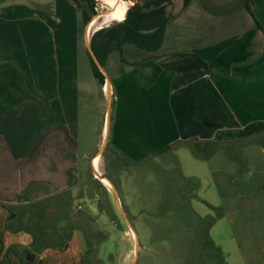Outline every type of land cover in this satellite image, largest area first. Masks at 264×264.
<instances>
[{"label": "crops", "instance_id": "obj_1", "mask_svg": "<svg viewBox=\"0 0 264 264\" xmlns=\"http://www.w3.org/2000/svg\"><path fill=\"white\" fill-rule=\"evenodd\" d=\"M23 1L0 3V264H88L84 230L72 225L67 214L45 220L59 195L81 185L79 161L88 156L81 155L79 111L87 85L80 82L78 65L58 57L52 28ZM247 3L240 9L242 20L236 22L227 16L234 8L205 7L200 0L185 7L183 0H173L160 49L147 52L145 59L125 58L120 72L111 76L116 98L104 117L103 140L112 137L133 158L175 147V154L188 161L190 145L200 149L264 135L217 139L221 132L242 131L264 121V0ZM16 11L21 12L19 20L12 17ZM19 22L21 28L29 24L28 35L16 26L15 35H22L25 44L48 42L53 48L54 54L45 53L43 68L40 63L29 66L32 57L3 49L10 44V25ZM260 148L264 155V146ZM196 155V161L204 159ZM99 171L103 175L100 163ZM213 174L216 179L226 174V183L239 184L232 191L245 213L257 207L256 236L264 239V169L249 168L234 180L223 171ZM216 179L215 188L222 191ZM260 250L264 255V245Z\"/></svg>", "mask_w": 264, "mask_h": 264}, {"label": "rangeland", "instance_id": "obj_2", "mask_svg": "<svg viewBox=\"0 0 264 264\" xmlns=\"http://www.w3.org/2000/svg\"><path fill=\"white\" fill-rule=\"evenodd\" d=\"M18 1L0 0V3L8 5ZM69 1L22 2L24 7L35 9L38 19L45 22L48 29L52 28L50 36L58 39V57L74 67L78 65L80 82L87 85V89L81 92L79 111L81 155L85 153L88 156L79 161L78 180L81 185L75 192L59 195L52 211L50 208L47 210L45 220L67 214L72 225L84 230L88 264H244L243 259L245 264H262L264 255L260 249L264 239L256 236L259 231L257 207L253 211L249 208L245 213V206L238 203V193L232 191L239 184L226 183V174H218L216 179L213 171H223L234 180L245 176V170L249 168L264 169V155L260 148L264 146V135L248 142L241 139L200 149L197 145H190L188 161L181 154H175V147L157 156L133 158L124 154L112 137L103 140L104 117L111 112L116 98V94L111 92V76L120 72L124 66L121 61L125 58L145 59L147 51L126 44L122 54L115 51L110 55L106 67H103L110 87L107 93V84L102 86L94 77L88 57L92 37L88 43L87 25L83 21L84 12H89L88 6L83 3L81 7L73 8ZM200 1L205 7L215 4L219 9L234 8V13L228 12L227 16L236 22L242 20L241 6L248 7L247 0ZM96 12H103L109 18L115 13L112 8L98 2ZM20 15L21 12L16 11L12 17L19 20ZM248 20L245 10V24ZM1 23L3 21L0 20ZM16 26L29 34V24L21 28L20 22L13 23L8 30L11 34L6 35L10 36V44H5L3 49L32 57V60L28 59V65L35 67L40 63L43 68L47 62L45 59H48L45 53L51 51L54 54L53 48L48 46V42L46 45L25 44L22 35H15L19 31ZM97 87L96 93H92ZM97 152L101 155H97L96 168L99 170L100 163L102 176H108L113 186L104 185L94 177L91 159ZM196 154L204 159L196 161ZM196 164L199 168L194 166ZM201 165H205L207 170ZM215 179L223 185L222 191L216 190ZM222 198L227 206L220 200ZM229 204L235 206L228 207ZM62 208L66 212H57ZM212 218L215 222L209 224ZM247 218L249 222H246ZM246 230L253 237L245 235Z\"/></svg>", "mask_w": 264, "mask_h": 264}, {"label": "trees", "instance_id": "obj_3", "mask_svg": "<svg viewBox=\"0 0 264 264\" xmlns=\"http://www.w3.org/2000/svg\"><path fill=\"white\" fill-rule=\"evenodd\" d=\"M71 1L77 7H81L83 3L87 4L89 12H84L83 21L85 25L97 14V2L95 0ZM192 1L194 0H183L184 6L187 7ZM172 2L173 0H153L145 5L135 6L129 11L127 18L125 15L122 22L94 30L91 34V47L100 64L106 67L110 55L115 51L122 54L123 46L126 44L135 45L147 52L158 51L163 43L166 27L170 22L167 7ZM94 18L108 19L109 16H104L102 12ZM88 57L94 77L104 86L105 75L95 64L90 53H88ZM263 132L264 121L254 122L245 126L242 131L221 132L217 135V139L235 138L239 135L250 137ZM209 221V224H212L215 222V218Z\"/></svg>", "mask_w": 264, "mask_h": 264}, {"label": "bare ground", "instance_id": "obj_4", "mask_svg": "<svg viewBox=\"0 0 264 264\" xmlns=\"http://www.w3.org/2000/svg\"><path fill=\"white\" fill-rule=\"evenodd\" d=\"M97 1L98 3L102 5H106L107 7L112 8L115 11V13H114V16H112L111 18H108V19L94 18L91 21V23L88 25L87 30H86V38H88L87 39L88 43H89V37L91 36V33L97 28L109 27L113 24L122 22L125 18L127 9H129L133 4V2L131 1H123V0H97ZM105 89L108 93L110 91L109 85H107ZM98 161H99V156H96L94 160V165H93V160H92V167L94 169L95 174L98 176L99 180H101L104 183V185L113 186L111 181L108 178L102 176L99 173V170H97L96 167H97ZM134 235L136 234L134 233Z\"/></svg>", "mask_w": 264, "mask_h": 264}, {"label": "water", "instance_id": "obj_5", "mask_svg": "<svg viewBox=\"0 0 264 264\" xmlns=\"http://www.w3.org/2000/svg\"><path fill=\"white\" fill-rule=\"evenodd\" d=\"M95 1L98 2L97 0H95ZM123 1H131V2H133L132 6H131V7L129 8V10L127 11V14H126V18H127L128 14H129V11H130L133 7H135V6H139V5H145V4H147V3H149V2H151V1H153V0H123ZM97 15H98V13H97L95 16H97ZM95 16H93L92 19H91V20L89 21V23L87 24V26H86V30H87L88 25L91 23V21L94 19ZM119 23H120V22H119ZM116 24H117V23H116ZM113 25H114V24H113ZM89 53H90L91 57L93 58L95 64L98 66V68L101 70V72L105 75V79H106L105 84L109 85V81H108V79H107V77H106L105 72L103 71V66L100 64V62L98 61L97 57L95 56V54H94V52H93V50H92V47H90V49H89ZM97 178H98V176H97Z\"/></svg>", "mask_w": 264, "mask_h": 264}]
</instances>
